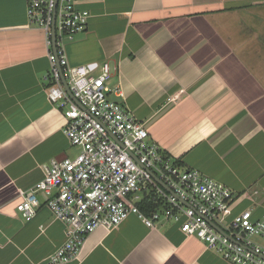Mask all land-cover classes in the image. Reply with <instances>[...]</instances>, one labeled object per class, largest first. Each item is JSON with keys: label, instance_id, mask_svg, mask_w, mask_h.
Here are the masks:
<instances>
[{"label": "crops", "instance_id": "obj_1", "mask_svg": "<svg viewBox=\"0 0 264 264\" xmlns=\"http://www.w3.org/2000/svg\"><path fill=\"white\" fill-rule=\"evenodd\" d=\"M83 32L71 65L108 62V96L145 122L150 140L227 185L229 217L264 210V0H79ZM26 0H0V264H49L65 224L44 204L26 221L21 192L52 158L73 157L64 107L51 101L45 32ZM99 68L96 69V72ZM76 153V154H77ZM75 154V155H76ZM74 155V156H75ZM56 264H232L178 225L130 214L97 228L76 258Z\"/></svg>", "mask_w": 264, "mask_h": 264}, {"label": "built area", "instance_id": "obj_2", "mask_svg": "<svg viewBox=\"0 0 264 264\" xmlns=\"http://www.w3.org/2000/svg\"><path fill=\"white\" fill-rule=\"evenodd\" d=\"M78 1L26 0L27 23L41 28L52 47L47 54L52 82L48 96L61 100L64 132L79 147L73 157L44 164L43 178L21 192L16 206L24 220H31L41 205V191L44 204L64 222L65 239L48 263L76 258L88 234L100 227L111 230L136 214L148 227L161 220L175 223L183 234L197 237L232 264H264V210L258 216L246 209L229 217L232 190L175 163L150 140L145 122L108 96V62H68L65 43L85 30L90 15L77 7ZM62 76L78 103L65 91ZM146 197L161 201L151 215L138 206Z\"/></svg>", "mask_w": 264, "mask_h": 264}, {"label": "trees", "instance_id": "obj_3", "mask_svg": "<svg viewBox=\"0 0 264 264\" xmlns=\"http://www.w3.org/2000/svg\"><path fill=\"white\" fill-rule=\"evenodd\" d=\"M174 162L181 164L178 159H176ZM160 203L161 201L159 198L156 201H153L146 197L142 201L138 202V206L144 214L151 215L153 211L159 208Z\"/></svg>", "mask_w": 264, "mask_h": 264}, {"label": "water", "instance_id": "obj_4", "mask_svg": "<svg viewBox=\"0 0 264 264\" xmlns=\"http://www.w3.org/2000/svg\"><path fill=\"white\" fill-rule=\"evenodd\" d=\"M62 83H63V85H64V89H65V91L67 92L68 96H69L73 101H75V102L78 103V101L73 97L71 91L69 90V88H68V86H67V83H66V80H65V77H64V76H62ZM159 183H160L163 187H165V185H164L161 181H159ZM165 188H166V187H165Z\"/></svg>", "mask_w": 264, "mask_h": 264}, {"label": "rangeland", "instance_id": "obj_5", "mask_svg": "<svg viewBox=\"0 0 264 264\" xmlns=\"http://www.w3.org/2000/svg\"><path fill=\"white\" fill-rule=\"evenodd\" d=\"M76 153H77V152H76V149L73 148L68 154L74 156Z\"/></svg>", "mask_w": 264, "mask_h": 264}]
</instances>
